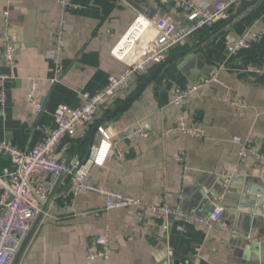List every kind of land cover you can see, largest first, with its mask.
<instances>
[{
    "label": "crops",
    "instance_id": "obj_1",
    "mask_svg": "<svg viewBox=\"0 0 264 264\" xmlns=\"http://www.w3.org/2000/svg\"><path fill=\"white\" fill-rule=\"evenodd\" d=\"M180 1L69 0L63 72L58 82L51 83L55 63L48 55L56 49L58 0H0V73L10 75L3 109L0 104V141L9 140L23 150L42 142L55 126L53 113L60 104L79 107L83 99L78 90L95 93L107 84L110 75L126 68L113 49L124 40L136 18L166 14L185 22ZM191 1L213 4L224 0ZM6 10L11 14V34L18 47L14 67H9L2 56ZM226 20L198 31L167 52L165 59L201 43L165 66L125 111L102 124L103 131L99 129L94 145L101 147L106 143L104 138L117 140L125 156L118 158L116 148H111L103 162L92 166L90 174L95 184L126 196L170 205L184 196V207L202 214L224 203L225 218L244 235L226 230L211 233L177 218L171 219L166 235L162 218L143 216L134 208L107 209L106 199L94 192L79 193L73 198V209L68 210L66 202L71 199L72 187L65 177L59 181L57 194L20 264H162L168 260L167 243L174 250L176 264H264V243L260 241L264 238V205L259 207L261 215L251 211L256 192L264 188L261 165L255 157H248L227 192L219 177L239 162L234 136L251 135L254 148L264 151V74L249 70L250 65L264 64V0H258L229 25ZM249 28L263 34L249 47L229 54L227 44ZM160 63L139 74L130 89L102 104L93 122L58 147L59 156L84 161L90 151L86 137L95 124L135 94ZM215 72L223 84L213 82L187 99V118L203 126L206 137L165 136V128L174 125L179 112L170 103L173 91ZM30 76L44 78L37 88L45 108L41 114L24 102ZM227 89L248 101L243 114L223 100ZM138 128L148 135L134 134ZM182 152V160H167ZM5 167H11V161L0 154V172ZM107 226L109 258L89 259V252L100 248L93 244V238Z\"/></svg>",
    "mask_w": 264,
    "mask_h": 264
},
{
    "label": "built area",
    "instance_id": "obj_2",
    "mask_svg": "<svg viewBox=\"0 0 264 264\" xmlns=\"http://www.w3.org/2000/svg\"><path fill=\"white\" fill-rule=\"evenodd\" d=\"M246 0H224L213 4H196L191 0H181L180 12L185 22L176 20L166 14H159L151 19L144 16L136 18L124 40L113 49V54L125 61L126 68L118 75H110L107 84L99 91L90 93L78 90L83 101L77 108L60 104L54 111L55 126L51 128L47 137L30 150H23L9 140L0 141V154L8 157L11 167H5L0 172V264H13L14 260L27 238L35 219L41 212L43 203L53 190L59 175L66 174L72 191L71 199L66 202L68 210L73 209V198L81 192H94L106 199L107 209L134 208L139 214L163 219V231L168 235L170 221L177 218L187 224L203 226L209 232L216 233L226 230L243 236L244 232L231 224L225 218V207L218 206L208 214L184 207L185 197L181 196L177 204L170 205L155 199H145L139 196H126L120 192L110 190L95 184L90 174L93 165L103 162L111 148H116L118 158L125 156V152L118 146V141L104 138L106 143L93 145L89 158L80 161L75 158H64L57 153L58 147L71 137L79 128L93 122L102 104L115 99L125 90L130 89L139 74L147 72L165 59L176 45L192 37L204 29H212L218 22L226 20L231 10ZM69 0H58V18L55 26L56 49L49 53V58L55 63V75L49 81L56 83L63 72V59L66 53L65 33ZM3 58L9 67L17 62L18 47L11 34L10 11H5ZM263 32L253 28L247 29L239 38L227 44V51L233 54L240 49L249 47L257 41ZM249 70L264 74V64L250 65ZM9 74L0 73V104L2 109L7 100L6 81ZM44 78L30 76L29 87L24 97L26 105L32 107L37 114L44 112V104L37 95L38 85ZM213 82L223 84L217 72L205 79L186 82L172 93L170 103L179 109L174 125L165 128V136L176 134L205 138L206 130L203 126L190 123L187 115V99L206 85ZM225 103L243 114L248 108V101L236 95L231 89L223 93ZM103 131L102 128H100ZM134 134L147 136L148 133L138 128ZM116 136V135H115ZM114 136V138H115ZM129 135V137H132ZM113 137L111 138V140ZM233 142L239 146V162L233 170L226 169L219 174L223 186L227 188L235 173L248 157L253 156L264 171V151L254 148L251 135L242 137L236 135ZM185 153L167 157V160H182ZM38 177H41L38 179ZM264 243V238H260ZM93 244L100 246L96 251H90L91 260L108 259L111 245L110 229L93 238ZM169 264L175 263V254L170 244L166 245Z\"/></svg>",
    "mask_w": 264,
    "mask_h": 264
},
{
    "label": "water",
    "instance_id": "obj_3",
    "mask_svg": "<svg viewBox=\"0 0 264 264\" xmlns=\"http://www.w3.org/2000/svg\"><path fill=\"white\" fill-rule=\"evenodd\" d=\"M257 1L258 0H249V1L245 2V3H242L240 5V7L237 9V11L226 20V22H225L226 25H229L237 16H239L242 12H244L250 6L256 4ZM200 45H201V43H198L195 46H192L191 48H189L187 50L171 54L162 63H160L155 70H153V72L151 73L150 77L145 82H143L141 84L140 89L135 94H133V95L129 96L128 98H126L125 101L122 104L117 105L110 114L105 115L99 122H97L95 124V126L92 128L90 134L86 137V140L89 141L90 151L87 154V156H86L84 161H86L89 158V156H90V153H91V150H92V146L94 145V140H95L96 134L98 133V131L101 128L102 124L104 122H106L107 120H110L111 118L116 117L119 113L125 111L137 98H139V96L149 86V84L153 80H155V78L160 74V72L162 71V69L165 66H167L168 64H170L174 60L189 54L190 52L195 50ZM65 177H66V174L59 175V178H58L53 190L49 194V196L46 199V201L43 203L41 212L39 213V215L35 219V222H34L33 226L31 227L27 238L23 242V244H22V246H21V248H20V250H19V252H18L13 264H20V262L22 260V257L24 255L27 247L29 246L31 240L35 236V234H36L38 228L40 227L45 215L48 213V210L50 208V205H51L55 195L57 194L59 181L61 179L65 178ZM234 179H235V177L231 180L229 186L231 185V183L233 182ZM229 186L225 189V192L228 191ZM256 194L258 196L256 198L255 204L253 206H251V211L253 213L261 215L262 210L259 207H261V205H264V188L259 189V192L258 193L256 192ZM225 200L226 199H224L223 201H225ZM222 205L224 206L225 204L223 203ZM162 264H169V262H168V260H165V262H163Z\"/></svg>",
    "mask_w": 264,
    "mask_h": 264
}]
</instances>
